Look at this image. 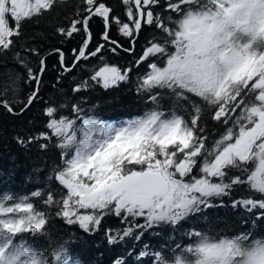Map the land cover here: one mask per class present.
Returning <instances> with one entry per match:
<instances>
[{"label":"snow or ice","instance_id":"obj_1","mask_svg":"<svg viewBox=\"0 0 264 264\" xmlns=\"http://www.w3.org/2000/svg\"><path fill=\"white\" fill-rule=\"evenodd\" d=\"M54 3L0 0V52L13 47L22 21L42 15ZM84 4L82 18L72 20L68 29H58L67 37L84 33L79 49L72 50V65L65 63L63 51H55L64 72L98 55L99 61L88 80L72 91L79 93L92 84L107 89L127 81L132 69L108 63L103 50L108 46L113 53L134 52L143 28L154 26L161 36L148 39L135 61L137 66L147 64L148 70L137 78L136 91L147 94L153 107L142 116L119 122L86 115L79 104L72 105L73 116L57 118L59 109L52 105L44 109L47 131L17 137V143L58 141L62 166L54 178L66 193L59 199L52 191L45 198L40 190L30 197H0V264H80L67 242L51 251L27 242L25 237L46 234L50 220L32 198H41L44 209L55 207V216L85 233L96 232L109 214L121 217L127 226L105 233L108 243L114 244L126 238L139 241L154 226H177L191 214L214 207V198L228 196L236 186L247 185L264 197V0H122L126 20L113 15L103 0H84ZM157 8L170 15L164 17ZM94 17L102 18L103 42L89 50L93 41L89 22ZM113 26L130 40V48L111 37ZM29 51L39 55L35 48ZM16 56L36 85L20 109L23 112L40 99L46 57H41L34 72L19 52ZM162 91L190 104L188 118L175 110H161ZM191 96L201 103L191 102ZM0 106L14 111L6 99L0 100ZM205 111L226 129L211 149L201 125ZM39 146L48 147L46 143ZM232 170L239 174L230 175ZM231 207L254 215L253 225L264 221V198L234 199ZM137 218L144 222L137 223ZM187 235L194 242L176 245L170 254L144 245L135 258L140 264L143 258L150 264H264V239H253L252 232L219 239L200 231ZM113 264H126V257H117Z\"/></svg>","mask_w":264,"mask_h":264},{"label":"trees","instance_id":"obj_2","mask_svg":"<svg viewBox=\"0 0 264 264\" xmlns=\"http://www.w3.org/2000/svg\"><path fill=\"white\" fill-rule=\"evenodd\" d=\"M113 9V15L126 20V6L122 0H103ZM163 3V0H161ZM84 0H55L53 7L40 16L25 19L21 23V35L14 37V45L10 50L0 52V100H8L14 109L12 113L0 106V197L10 194L14 198L31 196V193L40 190L46 198L47 193L52 191L57 199L66 193L54 178V172L62 166V151L57 147L58 141L39 140L27 145L17 143V137L27 138L36 136L47 131V117L44 109L55 106L60 115L73 116L72 105L79 104L86 115L108 122H119L142 116L153 105L148 102L147 94L137 93L138 77L147 70V64L136 65L135 61L142 53L146 41L153 36L159 37L161 33L153 27L145 26L135 44L134 52L118 50L113 53L108 46L103 50L104 60L110 64L119 66L121 69L131 68L127 81L103 88L99 84H92L86 90L79 93L72 89L82 81L88 80L92 74L91 68L97 65L99 55L80 61L71 72L61 69L59 54L55 51L60 49L65 54V63L72 65L74 55L72 50L79 49L82 44L84 33H74L72 37L61 34L58 29H68L72 20L82 18L85 8ZM164 17L170 15L162 8H157ZM173 19H177L174 14ZM10 24L12 21L10 20ZM14 26V24H13ZM89 28L93 34V41L89 50H94L98 43H102L100 35L104 30L102 18L94 17L89 22ZM113 39L119 41L123 48L132 45L128 38L118 34L116 27L110 29ZM37 49L39 55L29 51ZM20 53V59L33 68L39 69L41 57H46V71L40 84V99L35 101L23 112L20 109L27 101V97L35 89L34 82L29 81L26 68L19 63L16 53ZM51 53V55H49ZM91 83V81H89ZM13 89L15 95H13ZM161 110L170 113L175 110L177 114L188 118L191 111L190 104L185 101H177L175 96L167 91L161 92ZM191 102L201 103L195 96L190 97ZM61 105L63 107L61 108ZM201 125L205 127L207 136L206 146L211 149L214 142L225 132V126L212 121L210 114L205 111ZM231 125H229L230 127ZM46 143L47 149H41L40 144ZM231 174H239L238 170H232ZM264 198L258 193L251 191L247 185L236 186L228 196L214 198L211 208H204L198 213L191 214L177 226L161 224L144 231L139 241L126 238L124 241L109 244L105 235L106 230L115 232L127 224L121 217L113 214L106 216L101 227L93 233H85L78 225H68L61 218L55 216L56 208L44 209L41 198H32V202L42 210H46L50 216L46 226V234L36 237H25L27 242L38 250L51 251L58 245L67 242L66 246L73 257L80 264H113L120 256L126 257V264H140L135 256L149 246L151 251L164 249L166 254L176 249V245L182 247L194 242V237L188 236L190 231H200L217 239L223 236H235L241 233L252 232V238L264 239V221L255 219L242 207H231L234 199L240 198ZM221 204L223 206H221ZM137 223H143V218H137ZM132 252V256L127 254ZM144 264H150L148 258H143Z\"/></svg>","mask_w":264,"mask_h":264}]
</instances>
